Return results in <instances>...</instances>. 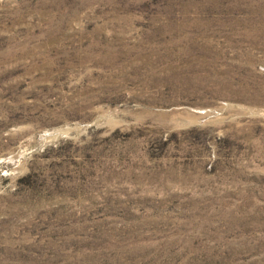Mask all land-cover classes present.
I'll return each instance as SVG.
<instances>
[{"label": "rangeland", "instance_id": "1", "mask_svg": "<svg viewBox=\"0 0 264 264\" xmlns=\"http://www.w3.org/2000/svg\"><path fill=\"white\" fill-rule=\"evenodd\" d=\"M0 264H264V0H0Z\"/></svg>", "mask_w": 264, "mask_h": 264}]
</instances>
